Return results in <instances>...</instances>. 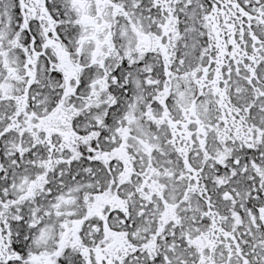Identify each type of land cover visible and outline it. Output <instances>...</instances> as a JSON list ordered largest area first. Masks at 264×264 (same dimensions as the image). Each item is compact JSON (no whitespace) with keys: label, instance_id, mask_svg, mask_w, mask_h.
Wrapping results in <instances>:
<instances>
[{"label":"snow or ice","instance_id":"6c2138e0","mask_svg":"<svg viewBox=\"0 0 264 264\" xmlns=\"http://www.w3.org/2000/svg\"><path fill=\"white\" fill-rule=\"evenodd\" d=\"M0 264H264V0H0Z\"/></svg>","mask_w":264,"mask_h":264}]
</instances>
